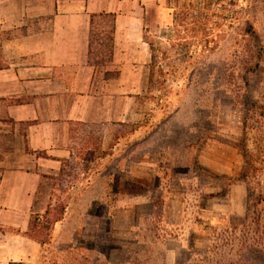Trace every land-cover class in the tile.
Instances as JSON below:
<instances>
[{
    "label": "rangeland",
    "instance_id": "1",
    "mask_svg": "<svg viewBox=\"0 0 264 264\" xmlns=\"http://www.w3.org/2000/svg\"><path fill=\"white\" fill-rule=\"evenodd\" d=\"M143 1L141 38L122 41L115 58L127 96L137 95L127 101L125 137L98 153L85 177L65 170L43 181L50 199L35 210L50 201L64 231L78 229L76 240L42 247L43 263L264 264V153L255 159L264 150V0H213L208 19L187 30L176 18L181 2ZM185 2L196 6L193 17L205 12L202 0ZM216 15L220 27L202 41L199 27ZM93 27L105 68L108 27ZM24 29L0 24V69ZM130 68H140L136 89ZM243 117L256 170L246 180Z\"/></svg>",
    "mask_w": 264,
    "mask_h": 264
},
{
    "label": "crops",
    "instance_id": "2",
    "mask_svg": "<svg viewBox=\"0 0 264 264\" xmlns=\"http://www.w3.org/2000/svg\"><path fill=\"white\" fill-rule=\"evenodd\" d=\"M147 5L143 0H0V24L25 28L12 40V62L0 69V264H47L42 247L76 240L78 229L66 233L62 216L47 241L33 239L31 219L52 216L50 201L39 210L35 202L50 199L41 191L43 181L65 170L85 177L97 154L111 152L125 137L119 130L128 124L127 101L137 95L127 96L124 68L115 58L122 41L140 40ZM110 18V55L102 68L91 29ZM129 71L136 89L140 68Z\"/></svg>",
    "mask_w": 264,
    "mask_h": 264
},
{
    "label": "trees",
    "instance_id": "3",
    "mask_svg": "<svg viewBox=\"0 0 264 264\" xmlns=\"http://www.w3.org/2000/svg\"><path fill=\"white\" fill-rule=\"evenodd\" d=\"M177 2H181L182 5L179 6L180 10L179 12L176 14V18L178 20V23L184 28V30H187V23L189 24L190 22L192 24H194V22L196 23V18L197 17H201L202 16L204 17H207L208 19V16L207 14H204V13H207L208 11L210 12V6L211 4H213V0H202L203 2V6L205 8V12L201 13L199 12V10H197L195 13H197L198 16H194L192 15V11H194L193 9H195L196 6H194V4H191V2H185L186 0H176ZM200 1V0H199ZM196 4V3H195ZM242 8L239 7L238 10H236V13L237 14H240L242 12ZM218 18V21L219 22H214V24H208V23H204L203 24V27H199V35H201V39L202 41H207V43L209 42V37L212 35L213 31H215V29L217 27H220V24L222 23V20L224 19L223 16H219V15H216ZM206 19V20H207ZM111 22L108 20L104 26H107L108 27V30H107V39L109 41V46H110V42H111V38H112V34H113V19L110 18ZM208 22V21H207ZM200 25V24H199ZM102 26V27H104ZM249 27H251V25L249 24ZM94 28V27H93ZM193 29V28H192ZM92 30L91 29V36H92ZM191 33H192V36H190L191 39L195 38L196 39V36L198 35L197 34V30H191ZM196 35V36H195ZM91 44H92V41H91ZM110 50V48H109ZM110 55V53H109ZM97 61H95L96 63ZM254 104H251L250 107H252ZM249 107V108H250ZM248 109V108H247ZM247 123H248V119L247 117H243L242 118V122H241V126H242V138L239 140V144H238V149L239 151H241L243 153V156L242 158L244 159V166L242 168L243 172H244V175L242 174L241 178L240 179H243V180H246L247 177L249 175H253L254 171H256L254 168H252L251 166V163L254 161L251 162V156L247 154V150L245 149L246 148V145H245V137H246V131H247ZM257 151V154H258V157H255V159H259V160H262V155L264 153V150L261 149V148H258L256 149ZM241 153V154H242ZM255 162V161H254ZM260 171V169L258 170ZM250 177V176H249ZM141 190H144V188L142 187ZM98 204V203H97ZM61 214V213H60ZM60 214L58 216H50V217H44V221L42 222H39L37 217H33L31 219V222H30V227H29V235L35 239L36 241H38L39 243H43L45 241H47L48 239V233H49V229L50 227L53 225V223L55 221H57L58 219H60ZM192 237L191 234L188 235V238ZM189 240V239H188ZM191 241V240H190ZM186 242L187 239H186Z\"/></svg>",
    "mask_w": 264,
    "mask_h": 264
}]
</instances>
